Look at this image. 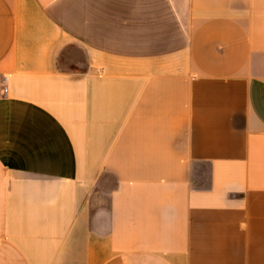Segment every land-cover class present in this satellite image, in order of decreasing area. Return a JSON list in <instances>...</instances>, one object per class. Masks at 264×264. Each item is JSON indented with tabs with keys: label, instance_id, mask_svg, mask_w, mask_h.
I'll return each instance as SVG.
<instances>
[{
	"label": "crops",
	"instance_id": "0c3cea01",
	"mask_svg": "<svg viewBox=\"0 0 264 264\" xmlns=\"http://www.w3.org/2000/svg\"><path fill=\"white\" fill-rule=\"evenodd\" d=\"M0 264H264V0H0Z\"/></svg>",
	"mask_w": 264,
	"mask_h": 264
}]
</instances>
